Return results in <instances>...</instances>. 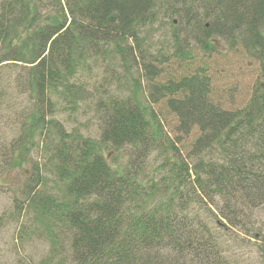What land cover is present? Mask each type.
<instances>
[{
	"label": "trees",
	"instance_id": "trees-1",
	"mask_svg": "<svg viewBox=\"0 0 264 264\" xmlns=\"http://www.w3.org/2000/svg\"><path fill=\"white\" fill-rule=\"evenodd\" d=\"M46 5L54 11L44 12ZM160 16L171 18L178 55L190 54V44L210 53L213 38L231 47L238 43L259 63L264 79V0L0 3V65L28 66L26 83L35 99L12 151L47 134L49 126L56 129L50 172L59 189L35 193L30 186L25 202L52 252L67 250L70 264H232L201 213L204 207L210 213L207 205L217 198L250 204L264 199V86L235 110L208 99L210 81L202 71L151 84L150 100L106 95L97 101L103 123L97 145L46 120L55 107L52 96L72 106L82 101L85 88L78 76L89 73L90 62L96 65L101 55L125 72L141 66L148 80L155 79L164 59L148 52L140 31ZM161 99L182 133L199 132L188 160L165 136L151 107ZM100 144L117 153L129 147L132 157L122 166L109 164ZM155 151L161 160L149 169L146 160ZM38 264H52L51 255Z\"/></svg>",
	"mask_w": 264,
	"mask_h": 264
},
{
	"label": "rangeland",
	"instance_id": "rangeland-1",
	"mask_svg": "<svg viewBox=\"0 0 264 264\" xmlns=\"http://www.w3.org/2000/svg\"><path fill=\"white\" fill-rule=\"evenodd\" d=\"M51 11H54L52 5H46L44 12ZM169 19L160 16L155 23L143 26L140 31L148 52L158 55L162 61L164 59L158 65L160 72L155 79L148 80L150 75L141 66L125 72L120 63L111 66L109 60L101 55L96 65L90 62L89 73L78 76L80 78L76 82L85 88L82 101L72 106L52 96L55 107L46 120H56L64 134L79 133L97 145L103 127L97 101L109 94H119L123 98L139 94L141 99L146 97L150 100L148 90L151 84H163L197 71H202L210 81L208 99L226 110L242 108L254 92H261L264 79L260 65L238 43L231 47L229 42L213 38L214 51L204 52L190 44L191 53L180 56L171 40L173 28ZM172 19L180 27L177 17ZM132 54L137 53L132 50ZM137 60L141 62L139 58ZM131 64L134 66L133 62ZM27 68L13 62L0 65V264H38L50 255L52 264L57 261L70 264L67 250L59 247L52 252L50 239L42 228H36L34 214L28 211L25 202L30 186L34 185L35 193L54 194L59 189L56 177L50 172L49 148L53 149L51 140L56 138L55 125L47 128V134L35 136L32 142L25 143L22 150L12 151L22 139L21 127L35 103L34 92L26 83ZM259 83L262 86L255 91ZM151 105L165 136L172 141L178 154L188 160L187 155L199 135L198 130L193 128L188 134L182 133L178 129L177 117L169 111L164 99ZM100 147L109 164L122 166L132 157L129 147L121 153L111 151L108 146L100 144ZM160 160L157 152H152L146 160L147 167H155ZM36 168L41 175L38 176ZM36 180L38 183L35 185ZM207 207L210 213L204 207L201 216L219 236L223 258L232 264H264V199L262 202L256 199L250 204L238 197L217 198L215 204ZM61 243L67 248L66 243Z\"/></svg>",
	"mask_w": 264,
	"mask_h": 264
},
{
	"label": "water",
	"instance_id": "water-1",
	"mask_svg": "<svg viewBox=\"0 0 264 264\" xmlns=\"http://www.w3.org/2000/svg\"><path fill=\"white\" fill-rule=\"evenodd\" d=\"M261 86H262V83L257 84L255 87V90L257 91L259 89V87H261Z\"/></svg>",
	"mask_w": 264,
	"mask_h": 264
}]
</instances>
